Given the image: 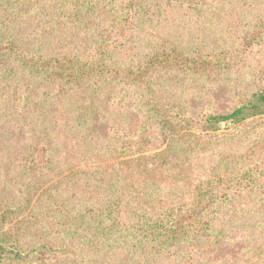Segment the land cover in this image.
Returning a JSON list of instances; mask_svg holds the SVG:
<instances>
[{
	"label": "trees",
	"instance_id": "trees-1",
	"mask_svg": "<svg viewBox=\"0 0 264 264\" xmlns=\"http://www.w3.org/2000/svg\"><path fill=\"white\" fill-rule=\"evenodd\" d=\"M42 1L0 0V150L15 153L16 216L34 204L28 218L11 226L10 206L0 211V264H209L221 258L218 250L230 251L233 261L264 260V90L227 113L204 116L194 136L185 133L193 120L173 116L160 91L174 71L217 68L206 55L160 33L149 40L139 28L164 3L201 11L206 0H48L47 11L65 9L63 37L54 40V25L52 39L30 46L15 32L8 37L16 21L10 18ZM130 31L133 48L119 59ZM249 37L264 38V21ZM117 83L143 90L136 106L148 97L145 106L161 126L157 151H144L157 130L145 117L131 135L101 130ZM226 121L234 126L221 131L218 125ZM80 137H86L85 150ZM192 137L198 167L185 180L175 147ZM77 189L92 192L77 197ZM251 197L255 204L245 207L242 201ZM92 212V229L86 230ZM21 238H28L25 245Z\"/></svg>",
	"mask_w": 264,
	"mask_h": 264
},
{
	"label": "rangeland",
	"instance_id": "rangeland-1",
	"mask_svg": "<svg viewBox=\"0 0 264 264\" xmlns=\"http://www.w3.org/2000/svg\"><path fill=\"white\" fill-rule=\"evenodd\" d=\"M47 5L48 0H43L40 6L31 12H15V16H12L9 20L10 22L14 17L16 18L8 37H11L14 32L22 35L21 43H27L28 46L34 40H37V43L41 39L48 41L52 39L50 35L51 25L55 26L56 34H58L54 40L57 41L63 37L64 34L59 32L64 26L60 25L59 21L65 9L57 7L56 10L47 11ZM162 5L160 11L157 8L153 9V21H147L139 26L140 29L149 32L148 39L152 40V34L157 35L160 33L161 38L206 55L210 65L217 68L206 74L174 71L171 74L173 77L171 76L164 83V87L160 91L162 100L172 103L170 113L173 116L179 114L193 120V128L186 129L185 133H192L194 136L198 132L196 127H200L201 118L204 116L209 113H227L237 106L244 97L253 96L255 92L264 90V38L255 37V39H250L249 37V34L259 25V22L264 21V0H206L201 11L180 10L177 5L174 8L166 3ZM33 23L35 24L32 27ZM83 33L82 31L79 32L80 37L83 36ZM131 33H134V31L126 33L128 39L124 40L122 44L127 47L119 49L120 54L116 56L119 59L121 54H125L126 49L131 51V48H133ZM79 43L84 46L93 44L88 40L81 42V39ZM140 47L136 45L135 52ZM118 84L114 86L116 90L110 92L107 96V98L112 97V101L108 103L110 106H108L106 126L102 127L101 130L106 128L111 130L112 133L116 131L131 135L139 129L141 119L145 117L152 125L149 127L157 128V130L155 129V133L151 134L152 140L146 144L144 151H146L145 153L157 151L158 147L162 146L158 134L161 126H158V118L155 117V113L150 111L148 106H145L148 103V97L142 99L143 106H136V99H140L143 90L140 88L139 92L134 93V90L129 88L131 87L129 84L128 87L123 84L118 86ZM121 89L128 93L121 95L123 92ZM104 109H107V107ZM227 122L218 125L221 131L233 128V122L230 121L231 125H227ZM209 129H211L210 126ZM94 130V128L87 129L88 134H92L89 136L90 139H94L96 136ZM152 131V128H149L148 133ZM85 138H79L83 150L86 149ZM193 140L194 137H192V140H188L184 147H175V152L180 153L178 163L183 167L181 174L185 180L191 174H194L193 170L198 167L196 166L198 164L196 154H193L189 147H195ZM183 148L184 153H181ZM142 154L144 153L140 155ZM37 157L40 158V154ZM171 157L174 159V154ZM14 158L13 148L7 147L4 151L0 150V211L7 205L12 209L10 218L6 221L8 223L6 226H11L19 219L28 218L34 205L32 203L29 209L24 210L18 216L14 212L18 196L13 199V193L18 187L19 181L17 178L18 167ZM91 159H94V157L92 156ZM75 191L78 193L77 197H81L91 189H86L84 193L80 189ZM181 193L182 188L180 187L174 191L173 196L177 197ZM4 197L6 198L4 199ZM240 200H243V197ZM242 202L245 207H252L255 204L252 197ZM42 205L43 203L37 205L38 209ZM15 216L16 218H13ZM93 217L94 212L89 214L85 220L83 226L86 230L92 229ZM44 219L45 217H43ZM32 223L36 224L37 221L33 218ZM52 223L57 222L52 221ZM241 229L239 228V231H242ZM30 231L28 230L26 233L30 234ZM27 239L21 238L20 243L25 245ZM233 245L239 246L237 243H233ZM218 252L221 258L214 257L209 264H250L247 261L245 262V258L233 261L232 253L228 250H218ZM225 253H228V258H225ZM216 255H218L217 252ZM247 257H251V254ZM184 261L168 262V264H189ZM258 262L264 264V260H258ZM163 264H166V262ZM194 264H200V262Z\"/></svg>",
	"mask_w": 264,
	"mask_h": 264
},
{
	"label": "water",
	"instance_id": "water-1",
	"mask_svg": "<svg viewBox=\"0 0 264 264\" xmlns=\"http://www.w3.org/2000/svg\"><path fill=\"white\" fill-rule=\"evenodd\" d=\"M227 125H231V122H230V121H228V122H227Z\"/></svg>",
	"mask_w": 264,
	"mask_h": 264
}]
</instances>
